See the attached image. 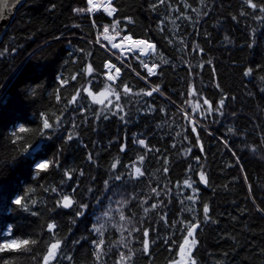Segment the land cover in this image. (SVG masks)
Wrapping results in <instances>:
<instances>
[{"label": "trees", "instance_id": "1", "mask_svg": "<svg viewBox=\"0 0 264 264\" xmlns=\"http://www.w3.org/2000/svg\"><path fill=\"white\" fill-rule=\"evenodd\" d=\"M86 7L87 0H25L0 40V231L11 227L13 236L39 241L31 252L0 253V264H39L51 240V222L63 240L60 264H94L92 241L98 236L93 226L99 221L95 209L105 181L121 184L141 155L145 175L133 178L135 184L148 193L150 187L171 191L157 197L150 190L151 204L164 203L143 218L139 236L149 229V252L137 251L133 264L177 259L187 221L199 222L192 250L196 264H264V20L254 18L264 13H253L243 0H112V16L75 11ZM181 13L184 16L176 19ZM117 20L124 34L155 44L156 51L144 60L159 65L157 75L142 79L147 73L137 59L123 64L95 42L103 25ZM108 61L121 68L117 91L122 84L133 93L160 86L151 97H125L121 92L124 120L82 90L90 86L99 93L110 83L104 75ZM89 64L92 75L85 71ZM248 68L254 70L251 76L244 75ZM192 85L199 96L189 95ZM78 89L77 103L70 104ZM201 97L213 108L227 97L223 115L192 114L186 101L194 104ZM84 108L88 111L82 113ZM185 110L197 121L196 133L182 115ZM42 114L53 123L43 136ZM21 127L27 131L18 133ZM70 133L75 138L68 141ZM138 139H144L147 148L136 143ZM28 145L33 148L24 152ZM43 161L56 164L38 172L36 165ZM201 170L207 184L199 182ZM65 171L72 172V179ZM116 175H121L119 181ZM186 179L195 181L192 189L183 186ZM63 194L87 205L82 216L76 215L78 206H56ZM192 195L198 197L195 203L186 199ZM17 197H25L27 211L14 204ZM115 233L106 232L105 249L111 246V251L103 264L118 259ZM69 256L71 260L65 258Z\"/></svg>", "mask_w": 264, "mask_h": 264}, {"label": "snow or ice", "instance_id": "2", "mask_svg": "<svg viewBox=\"0 0 264 264\" xmlns=\"http://www.w3.org/2000/svg\"><path fill=\"white\" fill-rule=\"evenodd\" d=\"M87 3L90 5L87 9H76L75 11L77 13H84V12H93L94 10H97L100 5L95 3V0H87ZM165 3V0H159V4ZM243 3L252 10L253 13H264V3H257L256 0H243ZM157 7V5H153V8ZM186 7H190V5H186ZM104 11L107 12L109 16H112L113 13L116 11L114 7H112V0H104ZM206 14V13H205ZM241 15H248L246 12H241ZM184 16V13H181L180 16L176 17V19H180L181 17ZM257 20H264V16L261 15H256L254 17ZM129 22H131V18H127ZM190 19V18H189ZM235 19V17H233ZM175 21H173L174 23ZM119 21H114L113 24L111 25V30L115 33L116 37H121V32L123 29H119ZM164 21H160V25H163ZM159 27V25H158ZM160 31H164L163 27H159ZM109 26L105 25L103 26V38L104 40L109 41L111 48L112 49H117L120 53V56H124L125 53H129L132 56H134L135 59H137L140 64L142 65L143 69L147 73V77H141L142 79H147L148 77H151L153 75H157L158 73L156 72V69L159 67L158 64H152L151 66L144 60L142 57H146L150 55L151 53H154L156 51V46L155 44L147 41V40H134L131 35H124L119 43H114L112 42L115 37L109 36ZM130 42L129 47H124V42ZM171 42V41H170ZM183 42V41H181ZM97 43H99V37L97 39ZM193 51H198V52H203V49H198L194 48ZM115 54V53H114ZM119 59V57H117ZM167 63V61H164ZM123 63V61H121ZM210 63V61H209ZM201 67L203 65H200ZM105 68L107 71L104 73L107 81L110 83L106 84L104 89L100 91L99 93H93L91 90V87H83L82 90L86 93L88 97H91L93 100V103L103 105L105 108H107L109 111H112L113 115L116 114H121L120 119L124 120L125 115L127 113L125 112L124 105L119 103L121 100V92L125 97L130 96V95H135V96H149L151 97L153 93H158L160 92V86L155 85L151 87L149 90L145 91L143 89L140 90L138 93H133L131 87L127 84H122L121 86V91H117L115 87V82L116 80L119 79L120 73H121V68L117 67L115 64H113L111 61L105 63ZM86 74L87 75H92L94 72L93 67L89 64L86 67ZM252 68H248L244 75L245 76H251L253 73ZM139 76L140 74L137 73ZM77 77L74 75L72 77L73 80H75ZM260 79L264 81V76H261ZM65 80H61V84H65ZM219 87V85H217ZM191 91L189 92V95L191 97H197L199 96L198 91L196 90L195 86L192 85L190 86ZM261 91H264V88L261 89ZM81 90H77L76 94L72 96L71 100L69 101L70 104H75L77 103L78 97L80 96ZM101 96L104 97V99H96V96ZM114 98V100H113ZM227 97L222 98L218 105L213 108L212 104L206 99L202 98L197 99L196 102L193 104L192 100L186 101L187 104L192 109V114H203L205 116H212L214 113H219L223 115V108H224V103L225 99ZM57 99L59 100L60 97L57 96ZM115 101V102H114ZM207 106V107H205ZM88 111V109L84 108L81 109V112ZM192 114L187 112L186 110L182 112V115L186 120H188L189 124L191 125L192 132L196 133L197 130V121L196 119L193 118ZM97 118H99V113H97ZM105 119L108 117L105 116ZM61 123V120L59 117L56 118L55 124L58 126ZM73 127H76L75 124H73ZM53 129V123L49 122V118L42 114V129L40 130L41 136L45 135V130H51ZM27 131L25 128L21 127L18 130V133H24ZM231 133H235V129L230 128L228 130ZM18 133H14L16 136L17 140L23 139ZM75 138V135L70 133L67 136V140L71 141ZM187 139V137H185ZM197 142L199 143V135L197 133ZM136 143H138L140 146L147 148L146 141L144 139H138L136 140ZM225 143H227L225 141ZM264 143V141H262ZM33 148V145H28L23 149L24 152H29ZM126 146H121L120 151L123 152L125 151ZM201 151H203V145H200ZM151 151V149H149ZM191 149H188L187 152H190ZM89 160H92V155L89 154L88 157ZM145 157L143 155L139 156L137 161H135L130 167V175L133 178H139L145 175V170L142 169V165L144 162ZM199 157H196L197 162H199ZM167 158L164 160L165 167L163 168V172L167 174L168 172V167H167ZM56 164L54 161H43L41 163H38L36 165V168L39 171H47L50 166H53ZM119 164V161L117 160L115 163L111 165L112 169H116ZM38 174V173H37ZM83 175V172L80 173ZM65 176L68 179H72V172L71 171H65ZM115 180L119 181L121 179V175H116L114 177ZM245 180H247V177H245ZM199 182L207 184V178L206 174L203 170L199 173ZM193 183L195 181H190L188 179L183 181V186L192 189L193 188ZM108 184V181H105V185ZM53 192H57L58 190L56 188L51 189ZM151 191L159 197L161 195V191H166L170 192V189H165L158 191L156 188L151 189ZM197 190L193 189V192L195 193ZM73 192H75V189H73ZM187 200L192 201L195 203L196 197L195 195L188 196L186 197ZM148 201L147 199L141 202V207H143L144 204H146ZM183 203V201H181ZM31 203L34 205L36 201H31ZM129 203L128 200H123V201H117V204L119 205L118 211H119V220L123 223H120L119 225L114 224L113 227L117 229V231L120 232L121 238L114 242L116 246L118 247H123L127 249V252L121 251L119 252L118 259L115 261V264H128L129 261L132 260V258L135 255V251L131 248V240L135 239L133 236V233H138L141 232V228L137 227L135 224L132 223L131 217L125 216L123 212V207ZM163 201H159V203H153L149 207L144 208V213L147 215L150 211L156 210L157 208L161 207L163 205ZM14 204L18 207L21 208L25 211L28 210V204L25 202V197H17L14 200ZM56 206L57 207H62L64 209H70L74 207H79L80 211H77L76 215L77 216H82L83 209L87 208V205L85 204H79L77 205V201L70 195L63 194L60 196V199L56 201ZM192 210V209H189ZM264 211V210H262ZM203 213H204V218L206 220L210 219L208 216L209 213V207L207 204L203 206ZM35 215L36 213H32ZM103 216L106 218H111V214L108 211H105L103 213ZM162 219H165L166 221V216L162 217ZM142 223V221H141ZM186 224V235L184 237L183 242L179 245V259L178 260H172L170 261V264H196L195 259L192 257V250L195 248L197 244V240L195 239V232L196 229L199 227V222H193V221H187L185 222ZM56 228L57 225L55 222L48 223L47 225V231L52 234L51 240L47 243V248L42 257L40 258L39 264H60V259L62 256V246H63V240L60 238H57L56 235ZM93 229L95 233L98 236V239L93 240L92 244L94 246V251L92 253L94 257V264H103V258L105 255H107L108 251H111V246L108 247L107 251L105 249V238H104V233L106 231L105 224L100 223L98 226L94 225ZM124 233H127V236L124 235ZM143 240H142V251L147 254L149 252V247H150V241H149V229H143ZM191 238V239H189ZM39 243L38 240L36 239H30V238H25L21 239L18 237H15L12 235V230L11 227L6 228L4 231H0V253L3 252H16V251H24V252H31L32 247L37 245ZM66 259L71 260V257H65ZM33 260H36V256H32ZM5 264H8L7 261H5Z\"/></svg>", "mask_w": 264, "mask_h": 264}, {"label": "rangeland", "instance_id": "3", "mask_svg": "<svg viewBox=\"0 0 264 264\" xmlns=\"http://www.w3.org/2000/svg\"><path fill=\"white\" fill-rule=\"evenodd\" d=\"M95 3L100 5V7L97 10H94L93 12L89 13L90 15L94 14V13H100L103 12L106 15L107 12L104 11V0H95ZM90 7V5L87 3V7L86 9ZM109 16V15H108ZM111 24H104L109 26V36L115 37V39L112 41L114 43H119L121 38L125 35L123 32H121V37H116L115 33L111 30ZM99 37V43L101 46H103L104 48H106L107 50H109L111 52V54L114 55V57L119 61H123V64H125L126 60L128 58H131L134 56H132L129 53H125L124 56H120V53L117 49H112L111 45L109 43V41L104 40L103 38V28L102 30L98 33L97 35V39ZM97 39H96V43H97ZM115 53V54H114ZM153 53H151L150 55H152ZM150 55L146 56V57H142V59L144 58H149ZM119 57V59L117 58ZM149 64V63H148ZM150 65V64H149ZM117 66V65H116ZM151 66V65H150ZM106 69V68H105ZM107 71V69H106ZM96 99H104V97L101 96H96ZM131 171V167L129 168V172L127 174V176H123V179L120 180L121 184H114L113 182H111L110 179H108V184L105 187V190L103 192V195L97 200V208L95 209V214L97 215L99 221L95 222V225H99L100 223H104L105 224V228L106 231L104 233V238H105V242L108 240V235L106 234L107 231H111V230H115V237H116V241H118L121 238V234L119 231H117V229L115 227H113L114 224L119 225L120 223H123L119 220V205L117 204V201H123V200H128L129 203H127L124 207H123V212L125 214V216L127 217H131L132 223L135 224L137 227L142 229V225L143 222L141 223V221L143 220V218L148 217L149 213L147 215H145L144 213V208L149 207L151 205V201L148 200L149 199V194H150V190L149 193L144 190L141 189V187L137 186V183L135 184V181L133 179V177L129 174ZM130 181H134L133 184L130 183ZM138 187V188H137ZM146 192V193H145ZM147 199V203L143 205V207H141V202ZM105 211L110 212L111 214V218H106L103 216V213ZM125 236H127V233H124ZM133 236L135 237V239L131 240V248L135 251V255L137 253V251H140L142 249V240L143 236L141 233V238L139 236V232L138 233H133ZM191 239V238H189ZM115 245V244H114ZM116 249L117 254L119 255V252L124 251L127 252V249L123 248V247H118V246H114ZM140 247V248H139ZM135 255L132 258L131 261L128 262V264H133L132 261L133 259H135ZM179 257L175 260H178ZM170 264V261L167 263Z\"/></svg>", "mask_w": 264, "mask_h": 264}, {"label": "water", "instance_id": "4", "mask_svg": "<svg viewBox=\"0 0 264 264\" xmlns=\"http://www.w3.org/2000/svg\"><path fill=\"white\" fill-rule=\"evenodd\" d=\"M25 0H0V40Z\"/></svg>", "mask_w": 264, "mask_h": 264}, {"label": "bare ground", "instance_id": "5", "mask_svg": "<svg viewBox=\"0 0 264 264\" xmlns=\"http://www.w3.org/2000/svg\"><path fill=\"white\" fill-rule=\"evenodd\" d=\"M134 40H145V39H134ZM129 46H130V42L125 41L124 42V47H129Z\"/></svg>", "mask_w": 264, "mask_h": 264}]
</instances>
